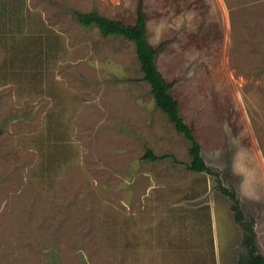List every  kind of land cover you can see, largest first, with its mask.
<instances>
[{
  "label": "rangeland",
  "instance_id": "374dc122",
  "mask_svg": "<svg viewBox=\"0 0 264 264\" xmlns=\"http://www.w3.org/2000/svg\"><path fill=\"white\" fill-rule=\"evenodd\" d=\"M214 174L158 106L133 26ZM151 151L158 157L145 158ZM264 255V0H0V264H240Z\"/></svg>",
  "mask_w": 264,
  "mask_h": 264
},
{
  "label": "trees",
  "instance_id": "16d2710c",
  "mask_svg": "<svg viewBox=\"0 0 264 264\" xmlns=\"http://www.w3.org/2000/svg\"><path fill=\"white\" fill-rule=\"evenodd\" d=\"M74 14L82 25L86 27L96 26L105 37L121 36L134 42L136 53L141 64V70L144 74V81L150 84L156 105L169 117L177 131L184 134L191 143L190 155L192 157V163L188 166L189 169L193 172L214 174L202 156V149L194 136L193 128L185 122L181 115L179 101L170 93V90L176 82L167 83L158 70L155 59L157 50L151 47L146 37L147 21L143 7H139L138 16L133 26L109 19L95 11L89 13L74 11ZM145 158L158 161L166 158V156L158 157L149 151ZM221 192L232 200L233 204L231 209L235 222L241 226L244 232L243 244L249 254L246 258L240 259V264H264V255L259 252L256 242L257 234L254 228V222H245V215L241 209L238 195L235 191L225 187H221Z\"/></svg>",
  "mask_w": 264,
  "mask_h": 264
}]
</instances>
